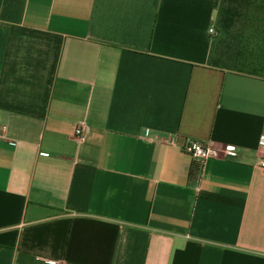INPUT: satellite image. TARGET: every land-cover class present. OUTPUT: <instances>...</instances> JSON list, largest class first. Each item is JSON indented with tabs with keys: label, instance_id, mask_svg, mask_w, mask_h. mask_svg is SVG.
I'll return each instance as SVG.
<instances>
[{
	"label": "crops",
	"instance_id": "0c3cea01",
	"mask_svg": "<svg viewBox=\"0 0 264 264\" xmlns=\"http://www.w3.org/2000/svg\"><path fill=\"white\" fill-rule=\"evenodd\" d=\"M0 126V264H264V0H0Z\"/></svg>",
	"mask_w": 264,
	"mask_h": 264
},
{
	"label": "built area",
	"instance_id": "2783aa9c",
	"mask_svg": "<svg viewBox=\"0 0 264 264\" xmlns=\"http://www.w3.org/2000/svg\"><path fill=\"white\" fill-rule=\"evenodd\" d=\"M210 31L215 33L214 28H211ZM86 131L87 128L84 125L79 124L76 128V135L79 136L80 138H84L86 135ZM5 134H6V127L0 126V136H5ZM260 142L262 147L264 148V135L261 136ZM186 150L189 153H191L194 157L200 160H206L210 157L219 156L222 152H225L226 154L231 156L237 155L236 149L231 145H227L223 149H220L217 147L207 145L198 139L189 140L186 145ZM261 166L264 168V159L261 162Z\"/></svg>",
	"mask_w": 264,
	"mask_h": 264
}]
</instances>
